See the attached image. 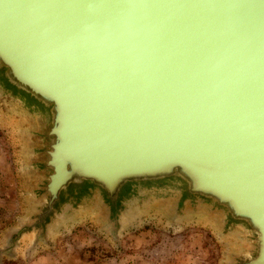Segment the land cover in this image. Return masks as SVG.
<instances>
[{"label": "water", "instance_id": "95a60500", "mask_svg": "<svg viewBox=\"0 0 264 264\" xmlns=\"http://www.w3.org/2000/svg\"><path fill=\"white\" fill-rule=\"evenodd\" d=\"M0 105L28 137L9 249L155 206L264 264V0H0Z\"/></svg>", "mask_w": 264, "mask_h": 264}, {"label": "rangeland", "instance_id": "374dc122", "mask_svg": "<svg viewBox=\"0 0 264 264\" xmlns=\"http://www.w3.org/2000/svg\"><path fill=\"white\" fill-rule=\"evenodd\" d=\"M23 119L0 105V264H226L236 251L238 242L205 219H174L155 206L114 232L89 211H79L37 242L25 236L9 249L10 232L30 206Z\"/></svg>", "mask_w": 264, "mask_h": 264}, {"label": "bare ground", "instance_id": "6f19581e", "mask_svg": "<svg viewBox=\"0 0 264 264\" xmlns=\"http://www.w3.org/2000/svg\"><path fill=\"white\" fill-rule=\"evenodd\" d=\"M3 107V106H2ZM23 121H24V119H23ZM27 161H28V155H27ZM231 239H233V238H231ZM236 241V240H235ZM238 247H239V245H238Z\"/></svg>", "mask_w": 264, "mask_h": 264}]
</instances>
